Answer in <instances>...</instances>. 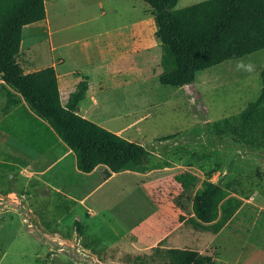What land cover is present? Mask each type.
<instances>
[{"label": "rangeland", "instance_id": "374dc122", "mask_svg": "<svg viewBox=\"0 0 264 264\" xmlns=\"http://www.w3.org/2000/svg\"><path fill=\"white\" fill-rule=\"evenodd\" d=\"M201 1L178 0L174 9ZM46 2L50 16L51 13L57 14L50 24L53 30L50 42L55 49L50 51L43 23L27 25L23 36L38 31L44 34L32 46L22 47L18 61L24 70H31L49 64L54 56H62L60 72L73 70L74 78L88 80L87 97L82 100L81 107L91 106L93 113L101 117L107 127L134 144L123 148L100 145L72 130L89 148H103L116 155L138 158L135 148L138 145L180 134L190 125L192 114L186 87L163 85L158 81L160 48L118 59L109 58L94 45L96 40L104 38L103 35L96 38V35L107 30L113 31L107 36L128 32L123 25L144 15L143 12L150 8L148 4L143 6L142 0ZM63 10L65 14L60 13ZM183 52L191 56L186 50ZM263 65L264 49L205 71L195 72L189 65L184 76L186 81L196 80L212 120L224 125L251 109L260 91ZM123 68L127 70L118 73L117 70ZM92 97L98 104L91 105ZM4 101V89L0 87V116ZM63 155L62 161L47 170L41 180L17 175L14 180L13 175L6 176L0 186L7 193L0 195L9 194L13 185L23 189L46 188L48 193L40 201L48 203L50 208L54 191H60L66 198H82L98 184L99 172H78L73 154L65 150ZM165 157L171 159V167L143 174L134 171L114 174L93 191L85 203L75 204L58 219L49 232L70 239L76 227L74 222L78 220L83 225L82 236L87 247L99 253H118L130 262L136 255L150 253L151 248L161 241L164 246L189 248L210 255L216 264H264V176L242 171L228 181L232 184L230 192L240 197L243 204L225 228L213 235L193 229L185 221L189 211L177 207L173 198L188 187L200 188L204 179L202 162L212 165L216 172L219 170L218 161L206 153L187 151L164 157L150 156L146 161L153 163ZM215 177L216 174L212 180ZM30 181H37L38 185L31 187ZM37 207L38 204L36 213ZM155 211V222L162 225L153 231V235L126 229L133 225L139 227L141 223L147 229L148 216ZM5 251L14 254L12 258L18 264H24L0 237V264H15Z\"/></svg>", "mask_w": 264, "mask_h": 264}, {"label": "trees", "instance_id": "16d2710c", "mask_svg": "<svg viewBox=\"0 0 264 264\" xmlns=\"http://www.w3.org/2000/svg\"><path fill=\"white\" fill-rule=\"evenodd\" d=\"M143 1L151 8L155 35L160 43V84L182 87L189 65L195 72L205 71L264 49V0H203L180 9H174L178 0ZM45 17V0H0V80L5 98L1 116L24 101L30 112L56 135L63 150L73 154L79 172H99L98 183L122 171L146 173L171 167L169 157L142 163L136 157L116 155L103 148H89L72 131L76 130L100 145L120 148L134 145L78 113L79 102L88 89L87 78H82L62 103L53 66L24 72L17 59L22 29ZM260 80V91L251 106L243 133L251 141L264 144V65ZM201 166L204 170L201 187L196 190L186 188L173 198V203L183 211H189L185 221L193 229L217 234L240 209L243 201L230 192L231 181L222 188L213 189L215 169L206 162ZM10 174L12 172L8 171L0 179V185ZM13 178L16 180L14 175ZM29 184L31 187L38 185L37 181ZM5 193L7 190L0 186V194ZM53 197L51 208L45 201H40L37 207V214L48 231L76 204L59 191H54ZM74 224L83 234V225L78 220ZM160 260L169 264H216L210 255L189 248L165 247L161 242L152 247L150 253L134 256L133 263L148 264Z\"/></svg>", "mask_w": 264, "mask_h": 264}, {"label": "water", "instance_id": "95a60500", "mask_svg": "<svg viewBox=\"0 0 264 264\" xmlns=\"http://www.w3.org/2000/svg\"><path fill=\"white\" fill-rule=\"evenodd\" d=\"M184 86L190 101V125L180 134L138 145V159L144 163L150 156L164 157L179 151L206 153L219 163L213 189L222 188L238 172L264 176V144L251 141L243 133L251 110L218 125L211 118L196 80L191 78ZM47 193L46 188L13 185L9 194L0 195V237L24 264H142L130 262L118 253L93 251L85 245L77 227L70 239L49 232L35 211ZM148 264L169 263L160 260Z\"/></svg>", "mask_w": 264, "mask_h": 264}, {"label": "crops", "instance_id": "0c3cea01", "mask_svg": "<svg viewBox=\"0 0 264 264\" xmlns=\"http://www.w3.org/2000/svg\"><path fill=\"white\" fill-rule=\"evenodd\" d=\"M143 6L146 7V2L142 0ZM45 0V10L46 17L44 20L33 23V24H42L46 28L43 29L44 33H47L50 51L54 50L55 47L52 42H50V37L53 34V30L50 28L52 19L56 17L55 13H48L47 4ZM60 13L65 14V11H60ZM144 15L141 17L135 18L123 26L128 28V32L118 33L115 36H107L112 30H107L104 34L100 33L96 35V38L104 36L102 40H96L95 46L98 51L102 52L104 55H107L109 58H118L124 59L134 54L156 51L160 48V43L158 38L155 35L156 26L154 23L153 14L151 8H147L143 12ZM31 25V24H30ZM27 26V25H26ZM25 27V26H24ZM23 27V29H24ZM22 29V33H23ZM43 32L38 31L37 33H29L25 36L22 34V40L20 44V50L17 55L21 53L22 47L32 46L36 41L42 39ZM85 41L87 39H84ZM41 45V44H40ZM42 47V45H41ZM29 56V54H27ZM63 63L62 56L52 57L50 63L45 64L44 66L31 70H24V72H32L47 66H53L57 75L58 89L61 97L62 103L67 100L68 95L75 89L76 84L83 78L78 77L74 78V71H59ZM47 65V66H46ZM22 66V65H21ZM23 68V67H22ZM126 68L118 69V73L126 71ZM0 87L3 90V82L0 80ZM89 88V85H88ZM88 89L84 99L87 97ZM83 100V99H82ZM79 102V111L78 113L104 127L105 121L101 117H98L91 110V106L88 104L81 107V102ZM98 104L94 97L91 98V105ZM105 127H107L105 125ZM104 127V128H105ZM106 129L111 128L107 127ZM114 133L119 134L118 131L112 130ZM121 136V135H120ZM63 147L60 145L59 139L52 132V130L47 126L45 122L37 118L26 106L23 101L20 105L15 107L5 116H0V179L6 174V172L11 171L12 175H17L27 179L41 180V176L44 175L47 170L53 168L57 163L61 162L65 155H63ZM70 152V151H69ZM76 167V166H75ZM77 170V169H76ZM78 171V170H77ZM79 172V171H78ZM122 172H129L122 171ZM87 174V173H85ZM116 174V173H114ZM112 174V176L114 175ZM140 174V173H139ZM143 174V173H142ZM111 176V177H112ZM109 177L108 179H110ZM107 179V180H108ZM98 183L92 190L87 192L82 198H74L69 196V199L75 200L76 205L81 204V202H86L88 196L100 186H103L106 181ZM45 184L49 185V182L43 181ZM60 192V191H59ZM75 205V206H76ZM92 207V206H87ZM93 208V207H92ZM157 212L151 214L146 224V228L142 225L138 227L134 225L132 227H127L126 229H131L135 231L147 232L150 235H153V231L157 229L162 224L160 222H155L157 219ZM228 224V223H227ZM226 224V225H227ZM225 228V226L223 227ZM222 228V229H223ZM221 229V230H222ZM142 230V231H141ZM220 230V231H221ZM219 231V232H220ZM218 232V233H219ZM217 233V234H218ZM216 235V234H213ZM165 237V236H164ZM162 237V238H164ZM161 242V241H159ZM133 247V246H132ZM135 247V245H134ZM169 247V246H165ZM12 261V257L15 256L11 253L4 252ZM12 262L18 264L16 259H13Z\"/></svg>", "mask_w": 264, "mask_h": 264}]
</instances>
